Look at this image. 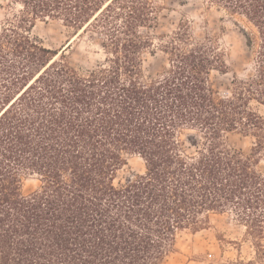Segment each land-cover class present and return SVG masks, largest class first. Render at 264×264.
<instances>
[{
	"label": "trees",
	"instance_id": "16d2710c",
	"mask_svg": "<svg viewBox=\"0 0 264 264\" xmlns=\"http://www.w3.org/2000/svg\"><path fill=\"white\" fill-rule=\"evenodd\" d=\"M6 1L0 264H165L180 232L227 212L263 254L264 0H206L250 25L251 70L228 97L211 82L228 73L216 42L194 40L185 21L151 34L162 0ZM47 20L100 36L103 64L80 71L54 60L32 36ZM157 49L168 67L147 79L142 56ZM230 134L252 138L250 152L230 148ZM128 156L144 173L115 186ZM25 176L39 181L27 195Z\"/></svg>",
	"mask_w": 264,
	"mask_h": 264
},
{
	"label": "rangeland",
	"instance_id": "374dc122",
	"mask_svg": "<svg viewBox=\"0 0 264 264\" xmlns=\"http://www.w3.org/2000/svg\"><path fill=\"white\" fill-rule=\"evenodd\" d=\"M162 4L166 9L160 14L159 23L151 34H169L180 21H185L194 40L211 38L225 53L228 68L227 74L213 72L211 82L220 97L230 96L232 79L243 78L251 70V55L244 37L250 25L240 16H232L209 6L206 0H162ZM13 11L14 8L6 0H0V26ZM32 36L55 53L54 60L59 61L64 55V60L77 70H92L104 62L100 36L76 33L59 21H37ZM142 59L143 74L147 79L163 73L168 67L167 56L159 49L145 51ZM226 141L230 148L244 153H249L253 146L252 138L239 134L228 135ZM126 159L127 164L117 172L115 186L126 184L144 173L141 158L128 156ZM260 167L264 171V152L260 156ZM38 186L37 177L25 176L22 193L27 195ZM254 241L245 234V228L234 220L231 213L211 214L203 229L197 232L184 230L178 234L176 250L165 264H264V252L261 254L258 251ZM262 244L264 249V239Z\"/></svg>",
	"mask_w": 264,
	"mask_h": 264
}]
</instances>
